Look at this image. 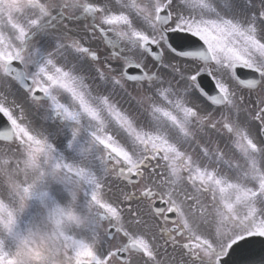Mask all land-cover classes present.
Segmentation results:
<instances>
[{"label":"snow or ice","instance_id":"obj_1","mask_svg":"<svg viewBox=\"0 0 264 264\" xmlns=\"http://www.w3.org/2000/svg\"><path fill=\"white\" fill-rule=\"evenodd\" d=\"M0 264H264V0H0Z\"/></svg>","mask_w":264,"mask_h":264}]
</instances>
